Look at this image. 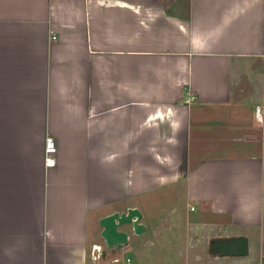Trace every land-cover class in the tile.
<instances>
[{"label":"crops","instance_id":"crops-1","mask_svg":"<svg viewBox=\"0 0 264 264\" xmlns=\"http://www.w3.org/2000/svg\"><path fill=\"white\" fill-rule=\"evenodd\" d=\"M263 103L264 0H0V264H111L131 208L140 264L185 203L264 252Z\"/></svg>","mask_w":264,"mask_h":264},{"label":"rangeland","instance_id":"rangeland-1","mask_svg":"<svg viewBox=\"0 0 264 264\" xmlns=\"http://www.w3.org/2000/svg\"><path fill=\"white\" fill-rule=\"evenodd\" d=\"M255 124L258 130L263 129L257 121ZM176 205H178V208L175 209L174 214L168 215L165 212L158 215L159 219L154 216L151 218V230L160 232V235L159 239L157 237L153 239L155 244L149 251L146 249L147 243H145V255L148 260L144 261L140 258V264H150L152 261L155 264H184L185 260L191 264H207L216 260L217 254L211 250L212 244L210 242L224 240L226 234L221 233L222 235H219L214 228H212L214 235L210 231L207 233V230H210V228L206 229V226L204 227L200 224L203 222L200 220L199 210L193 212L194 208H190L186 203ZM171 216L175 217L172 218ZM142 221L145 220L143 219ZM123 247L121 249H108L106 246L104 249H97L95 251L96 258L103 260V254L109 251L108 255L111 264H130V256L133 254L129 253L128 257L130 258L127 257L128 260L125 258L123 262L121 253ZM249 250V256H240L238 262H242L249 257L253 258L257 264H264V257L261 256L264 253L262 249H255V246H253ZM217 259L219 260V258ZM232 260L227 258L223 261L228 263Z\"/></svg>","mask_w":264,"mask_h":264},{"label":"water","instance_id":"water-1","mask_svg":"<svg viewBox=\"0 0 264 264\" xmlns=\"http://www.w3.org/2000/svg\"><path fill=\"white\" fill-rule=\"evenodd\" d=\"M143 214L138 208H131L127 213H114L101 219L102 237L108 249H121L129 244L128 232L121 230L124 226H132L136 235L143 234L146 226L141 222ZM219 251L224 256H247L249 241L246 237L221 240L217 243Z\"/></svg>","mask_w":264,"mask_h":264},{"label":"built area","instance_id":"built-area-1","mask_svg":"<svg viewBox=\"0 0 264 264\" xmlns=\"http://www.w3.org/2000/svg\"><path fill=\"white\" fill-rule=\"evenodd\" d=\"M255 116H256L257 123L261 125L262 127H264V103L256 107ZM56 152H57V147H56L55 141L49 138L47 140V153L49 155H53ZM48 163L52 164L54 163V161L49 158Z\"/></svg>","mask_w":264,"mask_h":264},{"label":"flooded vegetation","instance_id":"flooded-vegetation-1","mask_svg":"<svg viewBox=\"0 0 264 264\" xmlns=\"http://www.w3.org/2000/svg\"><path fill=\"white\" fill-rule=\"evenodd\" d=\"M221 240H216V241H214L213 243H212V248H211V250L214 252V253H216V254H218V255H221V256H224V255H222L221 254V252L219 251V245L217 246V243L218 242H220Z\"/></svg>","mask_w":264,"mask_h":264}]
</instances>
